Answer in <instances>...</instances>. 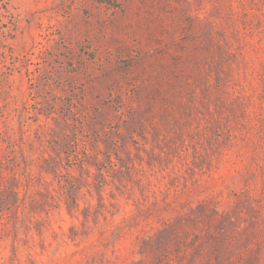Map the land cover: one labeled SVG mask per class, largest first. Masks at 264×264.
<instances>
[{
    "label": "rangeland",
    "instance_id": "374dc122",
    "mask_svg": "<svg viewBox=\"0 0 264 264\" xmlns=\"http://www.w3.org/2000/svg\"><path fill=\"white\" fill-rule=\"evenodd\" d=\"M0 264H264V0H0Z\"/></svg>",
    "mask_w": 264,
    "mask_h": 264
}]
</instances>
